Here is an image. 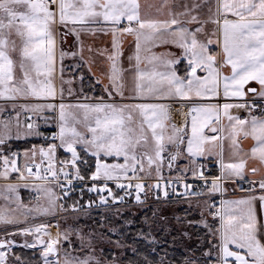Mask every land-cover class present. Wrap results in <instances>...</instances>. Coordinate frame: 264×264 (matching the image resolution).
Returning <instances> with one entry per match:
<instances>
[{"label": "snow or ice", "instance_id": "obj_1", "mask_svg": "<svg viewBox=\"0 0 264 264\" xmlns=\"http://www.w3.org/2000/svg\"><path fill=\"white\" fill-rule=\"evenodd\" d=\"M163 7L168 11L161 19L142 14L139 0H0V180L7 182L0 186V198L16 205L0 207V264H26L14 253L15 247H40L43 264H264V222L255 211L257 201L264 207V0H164ZM69 36L73 46L65 50ZM100 36L110 37L111 47L86 43ZM125 36L135 41L127 68L123 64ZM160 45H171L180 52H152ZM94 55L107 62L102 76L93 72ZM66 59L72 63L66 65ZM82 67L101 85L100 95L84 93ZM252 82L259 87H249ZM221 96L222 106L191 107L187 141L181 128L171 125L169 131L172 105L168 101ZM233 98L239 102H229ZM221 107L230 122L237 159L226 163L222 152L216 153L219 174L209 176L198 159L213 155L205 145L218 137L205 136L204 128L213 119L219 123ZM8 108L11 114L5 118ZM232 109L243 110L247 116L232 115ZM21 113L25 115L24 132L19 131ZM41 124L55 126L57 131L46 135ZM33 137L48 143L26 149L21 167V154L11 150L9 141ZM240 137L254 142L250 152L242 151ZM59 149L70 155L58 159ZM185 155L187 164L173 179V167ZM121 158L122 162H110ZM249 161L254 163L249 166ZM165 168L170 174L167 179ZM12 173L17 174L16 182L11 181ZM153 174L156 182L146 183ZM186 177L203 184L192 191L193 184ZM237 182L249 185L245 189L240 184V191L249 195L220 199L218 207L205 201L208 216L217 223H209L203 210L199 222L188 221L198 223L205 232L197 236L195 247H185L178 261L170 258L168 248L161 247L154 235L172 231L168 217L159 209L144 217L132 243L120 232L131 225L126 218L120 227L105 223L107 217H103L100 230L89 228L85 233L80 226L55 236L48 229H59V223L16 227L37 216L79 213L85 206L78 200L70 208L61 203L75 191L81 198L85 190L95 193L96 206L108 211L110 201L123 204L132 199L142 207L150 194L161 203H167L170 194L184 199L224 196L225 184ZM181 186L184 191L178 192ZM22 187L37 193L34 207L22 202ZM94 202L90 199L87 207ZM73 234L78 248H72ZM17 235L33 240L17 245L13 239ZM183 235L191 239L189 233ZM61 240L72 249L64 251L62 260L57 247ZM137 240L146 241L149 250L141 252ZM172 240L169 248L174 249L176 237Z\"/></svg>", "mask_w": 264, "mask_h": 264}, {"label": "rangeland", "instance_id": "obj_2", "mask_svg": "<svg viewBox=\"0 0 264 264\" xmlns=\"http://www.w3.org/2000/svg\"><path fill=\"white\" fill-rule=\"evenodd\" d=\"M157 51L158 50L156 47H154L152 49V52H154L156 54L169 52V51H162L161 53H158L159 51L158 52ZM66 76H67V73H66ZM58 83L59 82L57 81V84ZM77 87H79L78 84H77ZM98 90H99V88H98ZM98 90L95 88V89H93V92H98ZM220 98H222V97H220ZM249 98H251V96H249ZM215 100H214V102H215ZM197 102L198 101H193L194 104H197ZM2 103L3 102L0 101V104H2ZM210 103H213V101H211ZM5 113L3 115H5V118H7L11 114V109L10 108L6 109ZM170 114H172V117L174 116V114H175L174 109H173V112ZM20 123H21V127H20L19 131L24 132L25 129L23 127V124L25 123V115L23 113H21V115H20ZM12 124L14 125V127L11 128V133L13 136H15V134L17 132V128L15 127L14 121ZM176 127L184 130V128L182 126H178L177 124H176ZM1 129H2V127H0V130ZM40 130L41 131L42 130H49V131L52 130L54 132L57 131L55 126L46 128L42 124H41ZM31 139L32 138L20 139L19 141H22V140L27 141V140H31ZM35 139H38V138H35ZM11 150H13V148ZM19 150H21V149L20 148H14V151H19ZM59 150H63V149H59ZM59 150L57 151V157H59ZM22 152H24V151H22ZM69 155L70 154H68V156ZM166 158H167V154H166ZM110 162H122V158L120 160H114V159L111 160L110 159ZM18 163L20 165H21V163H23V153H21V156H20ZM177 163H178V161L176 162V165H177ZM21 167H22V165H21ZM0 170H2V168H0ZM141 175H143V174H141ZM16 176H17L16 173L11 174V181L12 182H16ZM190 179L191 178H186V180H190ZM148 180L151 181V183H155L153 180H156V179H148ZM28 182L31 183L33 181H28ZM5 183H7V182L0 180V186L4 185ZM21 183H24V182H21ZM36 183H39V182L36 181ZM241 183H243V182H237L236 184H231V183L225 184V187L227 188V193H226L227 197H225L224 199H229L230 197H232L235 194L238 195L236 192L232 193L230 191L231 190V188L229 187L230 184L233 186L232 189L237 188L239 190ZM243 185H244V183H243ZM51 187L55 190V192L57 194H60L59 188L56 185L53 184V185H51ZM19 194H20L22 202L26 206L34 207L35 204L37 203V200H36L37 193L36 192H33L30 189H25L22 187L19 190ZM7 195L12 196L13 194L9 193ZM219 195L220 194L217 193L216 195L211 196L210 198L217 197ZM205 201L209 202V198L208 197L203 198V199L192 198L191 200L188 199V200L181 201V202H171V203H166V204H160L156 207L151 208V209H153L152 212L154 210H157V209L162 211L163 215L168 217L169 224L172 228V231L170 234H164V233L159 232V231L154 233V235L156 236V239L158 241H161V247L168 248L169 253H172L173 251H183L184 252L185 247L192 248V247H195V245L197 243H199V241L197 240V236H203L205 230L202 227H200L198 225V223L189 224L187 222L188 221L199 222L202 219L201 211L203 210L204 211V218H207L209 223H217L216 221H213L210 216H208L207 211L205 210V203H204ZM73 202H74V200H70L69 203H68V201H63V199L61 200V203H65L66 206H68L69 208L71 207ZM41 203H43V201H41ZM79 203L81 204V201H79ZM6 204H8L10 208L16 207L15 204H9L8 201H5L4 199L0 198V207H3ZM87 204L84 205L85 207L81 208L79 213H73V212L69 211V212H64V213H58L56 216H49V217L37 216L35 219H29L27 221V224H21V225H18L16 227L23 228L25 226L35 225L38 223H51L53 225L56 223H59V225H60L59 229H57L56 227H51L48 229V231H50L51 234L53 236H55L58 231H64L65 229H68V228L75 229V228H79L80 226H84V232L85 233H87L89 228L100 230L98 225H99V222L101 221V219L103 217H107V220L104 221L105 223L111 224V225L116 226V227H120V225L124 224V221L126 218L127 220L131 221V225L126 227V228H120V232L123 234L122 238L129 243H130V241L132 243V241L134 239L131 237L133 230H135L137 232L138 229L143 227V220H144V217L146 216L144 214V211L147 208H145L144 205L142 207L138 206V205H134L136 203H134L132 200H127L123 204H116L115 206L108 208L109 209L108 211H105L104 209L100 210L101 208H98L94 203L92 204L91 208H88ZM197 205H200V206L197 207ZM117 208L120 209L119 213L115 212V209H117ZM60 215H62V217H60ZM151 215H152V213H151ZM177 218H179V220H177ZM184 232L189 233L191 239H189L188 237H185L183 235ZM173 236L176 237V240L174 242L175 243L174 249L169 248V245L173 243V240H172ZM0 237H2V231H0ZM13 239H15L17 245H19V244L24 243L25 240H27L28 242H32L33 237H31V236L22 237L20 235H17ZM45 239H47V237H45ZM113 239H117V237L114 236ZM71 240H72V248H78L79 245L76 242L75 234H73V236L71 237ZM137 241H142V240H137ZM143 242H145L147 244L146 241H143ZM57 247L60 250L61 260L63 259V255H64L65 250H69V251L72 250L69 246V243L67 241H64V240H61L60 244ZM16 249H19L22 251V253L19 255L26 261V264H43L42 257L40 255V253H41L40 247H37L35 249L15 247L13 249L14 253H15ZM107 250H108V248L106 247V251ZM158 250H159V248H158ZM111 251L118 252L119 250L112 248ZM24 253L26 254L25 256H24ZM29 253L31 254V256L28 255ZM72 254L76 255L78 253L72 252ZM36 255H38V259L35 258ZM50 259H51V257H50ZM10 261H11V257H10Z\"/></svg>", "mask_w": 264, "mask_h": 264}, {"label": "crops", "instance_id": "obj_3", "mask_svg": "<svg viewBox=\"0 0 264 264\" xmlns=\"http://www.w3.org/2000/svg\"><path fill=\"white\" fill-rule=\"evenodd\" d=\"M139 3L141 4L142 14H147V15H150L154 18H161L162 19V18H164V15L168 11L167 8L163 7L164 0H139ZM110 39H111L110 37L100 36L99 38L95 39L94 41L91 39H86V43H91L93 45V47H95V48L105 47V46L111 47ZM72 46H73V38L71 36H69L67 44L63 45V47L65 48V50H68ZM156 48L159 51V52L157 51L158 53H161L162 51H169V52L179 54V52H180L179 49H177L171 45H160V46H157ZM123 49H124L123 64H124V67L127 68L129 66V61L127 58L131 55H134V52H135V41H134L133 37H131V36L123 37ZM85 55L87 56L88 53L86 52ZM94 59H95V63L93 64V72H95L97 76H102V74L107 71V62H106L105 58L102 56L94 55ZM71 63H72V61L70 59L65 60L66 65H69ZM183 65H184V62H182V64L178 67H181V69H182ZM73 71L75 72L76 70H73ZM79 71L81 73H83L84 77H85V79L83 81L84 93L88 94V95H92V94L100 95L102 93L101 85L95 84V82H94L95 78L88 72L87 68L82 67L79 69ZM180 74L181 75L183 74L182 71ZM198 74L203 75L202 73H198ZM225 74H230V72L227 69H225ZM67 75H68V73H67ZM128 80H129V82L131 81V76H128ZM79 83L80 82L78 81L77 84L79 85ZM252 86H255L257 88L259 87L258 85L255 84V82H252V84L249 85V87H252ZM95 88L97 90L99 88L98 92H93V89H95ZM249 96H251V94H249ZM215 99H217V98H213L211 100H200L197 98H193L192 100L168 101V103H171V105H172V107L170 109V113L173 112V109H174V113H175L173 117H172V114H170V118L167 121L169 131H170L171 125L176 126V124H177L178 126H182L184 128L183 132L187 134V135H185V141H187V139H189L191 137V121H192V115H193L190 111L191 107L213 104V103H216V102H214ZM193 101H198V102H197V104H194ZM211 101H213V103H210ZM229 102H236V99L233 98ZM222 104H221V106H222ZM222 112H223V110L221 107V119H220L219 123H217L213 119L210 121L209 125L204 128V135L205 136H208L210 138L211 137H218V139H216L212 143L205 145L206 149L212 150L213 155L207 156L206 158L200 157L198 159V162L205 160V161H209V162L214 163L217 166H219V164L217 162V155H216V153H218V152H222L223 159L226 163L227 162H235L237 159V157H235L233 155V153H234V151H236V149L233 147V145L231 143L230 122L227 120V118L223 117ZM231 114L232 115H239L242 118L247 116V113L244 112L243 110H236V109H232ZM4 117H5V115H4ZM13 127H14V125L12 124L11 128H13ZM212 127H216L218 129V131L212 132L211 131ZM0 131H2V129ZM32 139H35V138H32ZM12 141H19V140L13 139ZM22 141H25V140H22ZM238 143L240 144V148L242 149L243 152H250V150L254 144V142L251 139L245 140L243 137L238 138ZM185 150H186V144L184 146H182V151H185ZM166 154L167 153H165V157H166ZM111 160H113V159H111ZM23 163H24V161H23ZM23 163H21V165H23ZM253 163H254L253 161H249V166H251ZM186 164H187V157L185 155V158L178 160L177 165H174L173 172L171 174L172 177L175 178L177 175H179V172L183 170V168ZM163 175L165 178H168V176L170 175L167 168H165L163 170ZM186 178H190V177H186ZM249 178H251V177H249ZM149 179H156L155 174H153V176L150 177ZM256 179H259V176H257ZM229 187L231 188L230 191L232 193L236 192L238 194V195H236V194L233 195L229 199H240L242 197L249 195V193L240 194L238 192L237 188L232 189L233 186L231 184L229 185ZM189 200H191V199H189ZM255 211H256L258 220L261 222H264V207H261L259 201H257L255 203Z\"/></svg>", "mask_w": 264, "mask_h": 264}, {"label": "built area", "instance_id": "obj_4", "mask_svg": "<svg viewBox=\"0 0 264 264\" xmlns=\"http://www.w3.org/2000/svg\"><path fill=\"white\" fill-rule=\"evenodd\" d=\"M215 102L221 104V103L224 102V99L219 98V99H216ZM236 102H239V101L236 100ZM256 103H260V101L257 100ZM256 114H259V109H257ZM52 133H54V131L47 132L46 135H51ZM42 141L43 142H48V141H44V140H42ZM17 152L20 153V151H17ZM200 163H203L205 165V174L206 175L212 176V175H218L219 174V167L216 166L214 163L207 162V161H203V162H200ZM34 171H35V169H34ZM153 181L156 182V180H153ZM186 181H187V183L193 184L192 191L199 190L200 186L203 184V182L202 181H199V180L190 179V180H186ZM91 183L92 182L89 181V186H91ZM146 183H151V181L148 180ZM109 187H111L113 189V192H116L117 194H119V190L116 189L115 185L112 182H109ZM243 187L245 189H247L249 187V185L247 183H244ZM77 188H79V185H77ZM183 191H184V188L181 186L178 189V192H183ZM238 191H239L240 194L241 193H247V192L240 191V189ZM59 193L61 194V189L60 188H59ZM206 197L209 198V202L210 203H215L217 205V207H218L219 206L220 199H224L227 196L226 195H224V196L219 195V196L213 197V198H210L209 196L194 197V198L203 199V198H206ZM73 199H77L78 201H85V204H87L90 199L93 200V201H95L94 204L98 203V200L96 198V194L95 193H89L86 190H85L82 198L80 197L79 191H75V192L72 193L71 198H64L63 201H70V200H73ZM129 200H132V199H129ZM185 200H188V199H184L183 197H180V196H172L170 194L169 201L167 203H171V202H181V201H185ZM132 201L134 202V200H132ZM160 204H166V203H161L159 201H156L152 197V195L150 194L149 199L147 200L146 204H144V207L147 208V209H150V208L156 207V206H158ZM115 205L116 204L111 203V201H110V203L108 205V208L113 207ZM102 209L103 208H101L100 210H102ZM60 217H62V215H60Z\"/></svg>", "mask_w": 264, "mask_h": 264}, {"label": "trees", "instance_id": "obj_5", "mask_svg": "<svg viewBox=\"0 0 264 264\" xmlns=\"http://www.w3.org/2000/svg\"><path fill=\"white\" fill-rule=\"evenodd\" d=\"M9 144L11 145V149L13 148H20L22 151H25L26 149H29L33 144H44L42 143V141L40 139H31V140H27V141H10ZM59 157L61 159H66L68 157V154L65 153L63 150H59ZM74 201H76V199H73ZM81 204L82 205H85V201H81ZM152 210L153 209H146L144 211V214L148 217H150L151 213H152ZM136 234V231L133 230L132 234H131V237L134 238ZM133 242V241H132ZM131 243V241H130ZM136 244H137V247L139 248V250L141 252H147L150 248V246L148 244H146L145 242L143 241H136ZM15 253L16 254H21L22 251L19 250V249H16L15 250ZM183 254V251H173L172 253H170V258L171 256H174L176 258V260L178 261L179 258L182 256ZM26 254L24 253V256ZM28 255L31 256V254L29 253ZM33 255V254H32ZM129 256H131V254L129 253ZM36 259H38V255H36L35 257Z\"/></svg>", "mask_w": 264, "mask_h": 264}, {"label": "bare ground", "instance_id": "obj_6", "mask_svg": "<svg viewBox=\"0 0 264 264\" xmlns=\"http://www.w3.org/2000/svg\"><path fill=\"white\" fill-rule=\"evenodd\" d=\"M179 116V115H178ZM47 131H49V130H42V132H44L45 134L47 133ZM52 131V130H51ZM51 131H49V132H51ZM42 141V140H41ZM42 143H44V144H47L48 142H43L42 141ZM22 152H20V154H21ZM58 159H61L60 157H57ZM205 161V160H204ZM199 162H203V161H199ZM207 162H209V161H207ZM169 177V176H168ZM167 179V178H166ZM174 179V178H173ZM239 192V191H238ZM241 194H245V193H241ZM77 200V199H76ZM97 204V203H96ZM95 204V205H96ZM55 234V233H54Z\"/></svg>", "mask_w": 264, "mask_h": 264}]
</instances>
